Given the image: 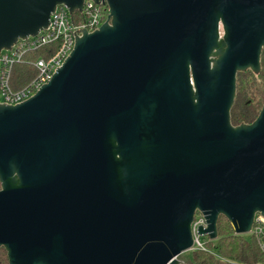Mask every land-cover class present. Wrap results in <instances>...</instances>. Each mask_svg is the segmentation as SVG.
Listing matches in <instances>:
<instances>
[{
	"label": "water",
	"instance_id": "water-1",
	"mask_svg": "<svg viewBox=\"0 0 264 264\" xmlns=\"http://www.w3.org/2000/svg\"><path fill=\"white\" fill-rule=\"evenodd\" d=\"M108 7L50 81L0 104V248L9 264H181L196 212L217 237L264 219V105L232 126L236 74L260 70L264 0H92ZM0 0V52L57 6Z\"/></svg>",
	"mask_w": 264,
	"mask_h": 264
},
{
	"label": "trees",
	"instance_id": "trees-1",
	"mask_svg": "<svg viewBox=\"0 0 264 264\" xmlns=\"http://www.w3.org/2000/svg\"><path fill=\"white\" fill-rule=\"evenodd\" d=\"M79 16L80 14L75 12L72 16L73 20L78 22ZM58 46L59 42H54L28 51L23 61L12 68L11 87L17 90L30 83L37 76L35 61L40 58L48 59ZM263 105L264 49L261 51L258 73L246 70L236 74L234 102L230 109L232 126L251 124L257 118ZM196 214L199 213L196 212ZM216 229L215 240H210L205 236L207 241L201 242L203 249L188 251L185 253L187 256H179L178 259L184 264H264V250L259 249L251 234L235 235L231 225L223 216H219ZM0 264H9L6 251L2 247L0 248Z\"/></svg>",
	"mask_w": 264,
	"mask_h": 264
},
{
	"label": "built area",
	"instance_id": "built-area-1",
	"mask_svg": "<svg viewBox=\"0 0 264 264\" xmlns=\"http://www.w3.org/2000/svg\"><path fill=\"white\" fill-rule=\"evenodd\" d=\"M75 13V12H74ZM73 13V14H74ZM78 22L73 20L66 7L57 6L51 14L50 22L46 29L34 37L18 39L8 50L0 52V104L7 106L18 105L32 97L39 89L47 84L53 73L61 67L71 53L76 37L82 31L93 33L107 20L108 7L92 0H84ZM59 42L57 50L48 59H38L34 63L37 76L26 86L14 90L11 87V71L14 65L21 63L28 51ZM199 226L205 227V221L199 214L192 223L193 250L203 249L200 237L197 235ZM260 250H264V219L255 216L250 233Z\"/></svg>",
	"mask_w": 264,
	"mask_h": 264
},
{
	"label": "rangeland",
	"instance_id": "rangeland-1",
	"mask_svg": "<svg viewBox=\"0 0 264 264\" xmlns=\"http://www.w3.org/2000/svg\"><path fill=\"white\" fill-rule=\"evenodd\" d=\"M198 217H199V214H198V215L196 214V215H195V218H198ZM246 235H248V234H246ZM206 241H207L206 237H201V242H206ZM192 250H193V249H192ZM185 253H187V252H185ZM185 253L182 254V255H180V256H181V257H182V256H187V254H185ZM178 260L181 262V264H184L182 260H180V259H178Z\"/></svg>",
	"mask_w": 264,
	"mask_h": 264
}]
</instances>
